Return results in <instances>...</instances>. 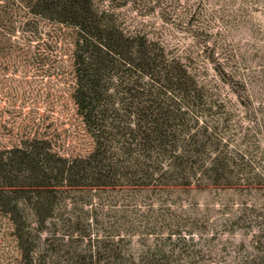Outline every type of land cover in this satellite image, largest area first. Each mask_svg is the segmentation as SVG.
Returning <instances> with one entry per match:
<instances>
[{
    "label": "rangeland",
    "instance_id": "obj_1",
    "mask_svg": "<svg viewBox=\"0 0 264 264\" xmlns=\"http://www.w3.org/2000/svg\"><path fill=\"white\" fill-rule=\"evenodd\" d=\"M30 1L0 0V145L37 135L84 155L94 139L72 97V30L34 17ZM96 2L188 65L214 104L208 147L230 164L222 180L198 174L142 208L105 198L94 230L122 227L123 248L161 264H264V0Z\"/></svg>",
    "mask_w": 264,
    "mask_h": 264
},
{
    "label": "trees",
    "instance_id": "obj_2",
    "mask_svg": "<svg viewBox=\"0 0 264 264\" xmlns=\"http://www.w3.org/2000/svg\"><path fill=\"white\" fill-rule=\"evenodd\" d=\"M29 12L72 30V97L94 147L68 156L37 135L0 145V264H161L123 248L122 227L94 230L97 208L152 205L198 174L222 180L230 160L209 149L216 127L202 119L212 99L185 62L96 0H31Z\"/></svg>",
    "mask_w": 264,
    "mask_h": 264
}]
</instances>
